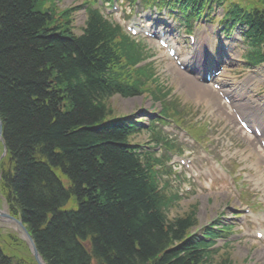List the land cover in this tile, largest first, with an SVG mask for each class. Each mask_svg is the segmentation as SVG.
I'll return each instance as SVG.
<instances>
[{"label":"trees","instance_id":"1","mask_svg":"<svg viewBox=\"0 0 264 264\" xmlns=\"http://www.w3.org/2000/svg\"><path fill=\"white\" fill-rule=\"evenodd\" d=\"M49 1L0 0V178L10 212L45 264H212L205 244L186 238L194 210L167 220L126 127L106 122L111 97L139 92L115 71L132 51L97 13L72 34L71 14ZM252 23L258 44L264 16ZM20 262L0 250V264Z\"/></svg>","mask_w":264,"mask_h":264},{"label":"rangeland","instance_id":"2","mask_svg":"<svg viewBox=\"0 0 264 264\" xmlns=\"http://www.w3.org/2000/svg\"><path fill=\"white\" fill-rule=\"evenodd\" d=\"M82 0H54V6L56 11H60L73 5H79ZM123 9L127 11V7L122 6L119 13L114 16V19L121 22L123 18ZM73 21L72 30L73 33L78 34L80 29L83 26L85 19L84 12L82 10L77 11L76 14L71 16ZM149 48L155 49V44L150 42H144ZM179 47L181 44L178 45ZM237 54V52L235 51ZM163 61V60H162ZM157 72L160 76L161 83L163 86L169 89L175 90L178 85L186 84V81L195 84L191 79L190 75L182 73L177 70L176 67L172 66L170 63H160V66L157 68ZM233 74V76L243 77L244 72L241 71V66L237 61L236 66L226 68V74ZM255 75H250L251 77H258L262 75L264 79V66L260 69L253 72ZM247 77V76H246ZM246 78L242 79L245 80ZM192 81V82H191ZM187 85V84H186ZM199 85V84H198ZM199 90H209L208 87L199 86ZM189 91V89H186ZM203 90H201L203 92ZM178 98H180L181 103L187 104L189 106H196V102L201 99L198 95L189 93L184 89L176 93ZM110 100V101H109ZM110 106L113 108L115 114H127L138 108L148 109L152 107L159 106L151 105V100L148 99L145 95L142 97L131 98V99H118L111 98ZM207 101V100H203ZM202 101V103H203ZM201 103V104H202ZM211 109L201 105L200 113L203 118H206L207 121L211 123V128L209 131L211 141L208 146H206V151L209 155H214L215 152L220 148L219 153L212 157L210 163L205 164V168L212 170L213 161L212 160H221L220 153L230 151V148L240 149L242 142L245 140L241 139L242 136L239 132L237 133V127L234 125L231 117H226L223 122H215L214 117L210 116ZM169 140H172L176 147H181L183 150V155L186 154V150L189 151L191 155L198 154L196 148H184L183 143H181V136L178 133V130L174 128L173 125H167L163 129ZM146 138L144 135L136 137V141L144 140ZM0 145V153H1ZM168 162L166 161V165ZM230 167L234 169L235 172L238 171V168L234 164H231ZM229 178H237L235 175H229ZM62 179V177H61ZM187 183H180L179 180H173L170 178V183L176 189H178V196L181 197L178 205L175 209H172L168 213V217L171 219L176 216H183L186 212L196 209V218H198V224L204 225L208 221L215 218L216 214L224 213L223 220L230 223L232 221V214L234 210L240 211L246 206L255 205L256 202H261V207H264V178H249L250 182L247 184L248 191L252 190V195H247L245 198L238 196L230 187L227 186L226 181L219 180V178H185ZM63 181V179H62ZM64 182V181H63ZM237 182V181H236ZM258 182L259 185L257 184ZM190 188V193L186 194L187 189ZM255 188H257L255 190ZM1 192V191H0ZM259 192V193H258ZM2 195V192L0 193ZM179 197V198H180ZM0 209L6 212V205L2 197H0ZM256 214V213H255ZM261 217V215H260ZM258 217L253 222V227H264L263 221ZM236 224V228L233 235L229 237L230 246L225 250L230 254L232 259L238 264H264V245L261 242L255 241L250 233L243 230V226L240 227L239 224ZM17 230V231H16ZM243 230V231H242ZM242 231V233H240ZM20 232V233H19ZM22 233L16 225L11 223H5L0 221V247L5 254L14 255L17 260L21 261V264H35L34 260L31 262L32 257H30L31 252H29L27 245L22 240ZM24 242V244L22 243ZM217 245H220L218 242ZM224 251H221V253ZM20 258V259H19ZM30 258V261L28 259ZM34 262V263H33Z\"/></svg>","mask_w":264,"mask_h":264},{"label":"water","instance_id":"3","mask_svg":"<svg viewBox=\"0 0 264 264\" xmlns=\"http://www.w3.org/2000/svg\"><path fill=\"white\" fill-rule=\"evenodd\" d=\"M0 128H1V124H0ZM14 220V219H13ZM18 225H20L21 226V224L18 222ZM25 233H26V231H25ZM28 236V235H27ZM28 238H29V236H28ZM29 240H30V238H29ZM30 243L32 244V242H31V240H30ZM33 248V251H34V257H35V259L38 261V257H37V253H36V251L34 250V247H32Z\"/></svg>","mask_w":264,"mask_h":264},{"label":"bare ground","instance_id":"4","mask_svg":"<svg viewBox=\"0 0 264 264\" xmlns=\"http://www.w3.org/2000/svg\"><path fill=\"white\" fill-rule=\"evenodd\" d=\"M0 211H1V209H0ZM2 212H3V211H2ZM0 221H1V222H6V220H2L1 218H0Z\"/></svg>","mask_w":264,"mask_h":264}]
</instances>
